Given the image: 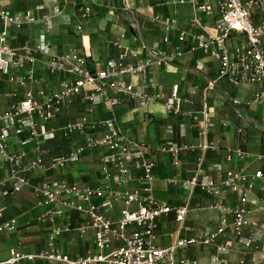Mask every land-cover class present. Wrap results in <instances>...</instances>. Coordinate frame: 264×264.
I'll use <instances>...</instances> for the list:
<instances>
[{"label":"built area","instance_id":"obj_1","mask_svg":"<svg viewBox=\"0 0 264 264\" xmlns=\"http://www.w3.org/2000/svg\"><path fill=\"white\" fill-rule=\"evenodd\" d=\"M174 2L191 5L193 15L186 26L179 27L173 17L154 15L153 21L165 30L163 35L151 43L140 40L139 51L118 44L115 57L108 58L97 69L89 67L84 52L74 48L65 53L55 51L51 41L47 40L52 28L49 12L38 14L31 9L11 13L0 8V80L23 89L21 98L12 99L0 110V163L5 166L0 175V195L20 192L31 184V174H39L42 178L31 184L35 206L40 208L35 221L47 226L44 247L26 252L21 250V241H18L9 248L8 257L0 264H14L23 259H40L53 264H199L197 256L181 253L189 246L212 247L207 264H229L233 251L229 240L244 248L257 247L259 243L264 245V221L251 220V210L245 206L247 203L255 205V210L264 217V197L254 196L251 200L247 197L253 189L264 195V169L256 168L250 173L245 168L225 169L221 163L212 162L210 168L217 175L213 177L204 168L206 151H217L221 145L220 137L211 139L209 135L215 126L212 117L215 98H212L213 103L209 102L215 82L224 80L231 86L264 85V0ZM83 7L81 18H87L92 9L87 4ZM24 23L41 26L36 42L11 46L10 27H21ZM81 28L82 24L78 23L76 30L81 31ZM197 51L217 61L215 78L206 81L198 100H195L199 92L196 85L181 94L179 83H173L165 95L157 80L158 70L174 64L186 53ZM34 52L50 57L46 62L50 73L69 74L59 80L56 89L25 88L36 78ZM16 95L13 91L6 93V96ZM76 96L87 100L84 113L74 120L68 119L59 126L47 128V123L67 108ZM224 96L236 106L234 116L238 120H244L243 107L264 105V93L258 90L243 101L231 96L229 91H224ZM121 98L135 102L141 108L163 99L165 114L198 120L195 141L192 144L183 142L185 123L177 124L176 128V136L182 141L175 140V127L167 123L163 129L166 139L154 144L129 138L112 117H88V113L100 104L111 113L121 104ZM221 125L227 127L229 121L223 119ZM261 128L264 133V126ZM244 130L242 125L235 127L237 134L243 135ZM56 132L67 140V152L44 156L42 146ZM23 133L26 137L19 140L30 147L11 148V139H18ZM189 146L200 152L192 175L185 180L175 177L167 180L187 191L185 203L175 205L158 199L152 186L156 163L149 152L155 148L169 153L172 164L178 165L180 151ZM224 150L227 161L252 156L240 145L226 146ZM90 151H97L99 159V178L95 185L63 176L47 177L46 172L80 163ZM255 159L264 162V151ZM195 189L212 199V207L220 211L219 220L214 226H205L197 236L183 237L181 232L188 228L184 224L188 199ZM227 193L236 194L235 204H227ZM5 208L0 205V219ZM170 212L177 227L168 233L170 243L162 246L158 243L159 218ZM29 225L27 221L24 227ZM18 229L15 217L0 222V234ZM71 231L78 236L91 231L94 248H89L83 255L64 252L58 238ZM238 263L243 260L239 259Z\"/></svg>","mask_w":264,"mask_h":264},{"label":"crops","instance_id":"obj_2","mask_svg":"<svg viewBox=\"0 0 264 264\" xmlns=\"http://www.w3.org/2000/svg\"><path fill=\"white\" fill-rule=\"evenodd\" d=\"M84 4L92 9L91 15L87 18H81ZM0 8L11 13L31 9L38 14L43 11L49 12L52 28L47 34V40L51 41L55 51L65 53L70 48H74L81 53L84 52L88 57V64L91 69H97L108 58L115 57V54L119 51L118 44L124 48L139 51L140 40L151 43L163 35L165 30L159 23L153 21L154 15L173 17L177 20L179 27L186 26L190 21L189 18L193 15L190 4H178L174 0H0ZM78 23L82 24L81 31L76 30ZM40 31L41 26L38 23H24L21 27L11 26L9 42L13 47L22 46L26 43L32 45L36 42L37 34ZM171 33L173 34V32ZM34 56L36 61L33 66L36 78L35 81L27 83L25 88L33 90L41 86L47 91L54 90L57 88L59 80L69 75L63 72L50 73L46 67V62L50 57L39 52H34ZM216 67L217 61L215 59L213 60L197 51L186 53L174 64L160 68L156 76L162 87L161 91L165 95L169 90V86L173 83H179L181 94H186L194 85L199 86V92L195 96V100H198L206 81L215 78ZM258 85L253 91L247 93L241 86H231L224 80H217L215 88L210 92L209 102L213 103L212 98H215V107L212 113L215 126L209 135L211 139L220 137L221 143L220 149L217 151L208 150L205 154L204 168L213 177H217V175L210 168L212 162L221 163L225 169L245 168L250 173L256 168L261 167L264 169V162L255 159L259 152L264 151V133L261 128L264 126V105L253 104L249 108L243 107L241 111L244 120H238L234 116L236 106L231 105L230 101L225 99L224 96V91H229L231 96L233 95L242 101L247 100L256 90L264 93V85ZM10 91L17 92L16 97L6 96V93ZM22 96V88L14 83L0 80V110L12 99L21 98ZM121 100V104L116 106L111 113L107 111L104 105L100 104L88 113V117L91 119L112 117L116 126L129 138L143 139L154 144L162 143L166 139L167 136L164 135L163 129L167 123H172L175 127V140L182 141L176 136V128L177 124L185 123L186 137H184L183 142L192 144L195 141V127L198 120L165 114L163 99L146 108H141L135 102H130L126 98H121ZM86 104L87 100L82 96H76L67 108L47 123V128L53 125L59 126L61 122L68 119L78 118L84 113L87 107ZM223 119L229 121L227 127L221 125ZM237 125L244 126L243 135L236 133L235 127ZM19 136L18 139H11V148L30 147V145L22 144L19 140L26 137V134L23 133ZM235 145H240L251 152L250 159L227 161L224 147ZM65 152H67V140L61 137L58 132L42 146L44 156ZM180 152L181 159L178 165L172 164L169 153H162L155 148L149 152V156L156 163L153 169L156 177L152 182L154 194L158 199L175 205L185 203L187 191L167 182L168 178L175 177L182 180L189 178L193 173L194 164L200 156V152L192 146ZM98 164L97 151H90L85 154L80 163L69 164L62 170L46 172V175L47 177L63 176L67 179H76L93 186L99 178ZM4 169V164L0 163V175ZM41 178L39 174H31L30 182L36 184ZM255 183L258 185L257 182ZM31 184L18 193L0 195V205L6 207L0 222L9 217H15L19 224L18 231L0 234V261H5L9 254V248L15 246L18 241H21V250L26 252L38 251L45 245L47 226L35 221L40 208L35 206ZM254 196H257L258 199L264 197L263 193L256 189L247 193L249 200L253 199ZM225 201L229 205L235 204L237 202L236 194L227 193ZM188 202V211L184 222L188 228L183 230L180 235L183 237L197 236L201 234L205 226H214L218 222L220 211L212 207V199L203 191L195 189L189 196ZM245 206L251 210L249 214L251 220L264 221V217L255 210V205L247 203ZM173 217V213L170 212L168 215L159 218L158 243L162 246L170 243L171 237L168 233L177 227V222ZM27 221L30 225L25 228L24 225ZM58 244L69 255H83L89 248H94L91 231L83 236H78L74 231L64 233L58 238ZM259 244L261 245V243ZM237 248L238 246H233L231 250L234 251ZM198 249L199 251L204 250L202 254L196 255L199 264H207L208 253L212 250V247L204 246ZM181 253H184L183 250ZM229 261V264L233 262L231 255ZM14 264L53 263L40 259L34 261L23 259Z\"/></svg>","mask_w":264,"mask_h":264},{"label":"rangeland","instance_id":"obj_3","mask_svg":"<svg viewBox=\"0 0 264 264\" xmlns=\"http://www.w3.org/2000/svg\"><path fill=\"white\" fill-rule=\"evenodd\" d=\"M256 86H259V85L258 84H248V85H242L241 87L243 88L244 91L248 93L250 91H253V89H255ZM229 245L230 247L238 246L236 250L234 249V251L231 252V260H233L231 264H236V263L239 264L238 263L239 259L243 260V263L241 264H264V245L262 243L261 245L258 244L257 247L244 248V247H240L241 245H239L238 243L235 244L233 241L229 240ZM198 248L199 247L197 246H189L183 252L189 256L200 255L203 253L204 250L199 251Z\"/></svg>","mask_w":264,"mask_h":264}]
</instances>
